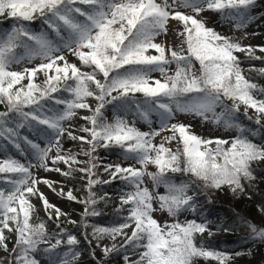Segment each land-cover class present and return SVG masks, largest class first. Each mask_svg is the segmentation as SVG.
Wrapping results in <instances>:
<instances>
[{"label": "snow or ice", "instance_id": "obj_1", "mask_svg": "<svg viewBox=\"0 0 264 264\" xmlns=\"http://www.w3.org/2000/svg\"><path fill=\"white\" fill-rule=\"evenodd\" d=\"M256 7L257 0H0V264H86L85 250L95 264L117 257L120 264H232L251 254L213 246L216 231L233 229L214 231L199 196L211 202L209 193L225 189L244 196L256 182L254 166L264 164V86L243 75L237 54L262 62L264 55L219 30L246 29ZM256 71L264 75V67ZM80 110L86 135L71 127ZM181 116L225 135H198ZM101 148L118 149L127 162L104 165L106 180L96 172ZM39 170L67 182L83 174L86 196ZM116 179L123 185L116 217L109 226L90 224L107 197L95 186ZM40 184L84 205L82 239L61 226V216L78 222ZM32 198L55 231L33 219ZM258 209L260 224L240 218L245 243L264 244V200Z\"/></svg>", "mask_w": 264, "mask_h": 264}, {"label": "rangeland", "instance_id": "obj_2", "mask_svg": "<svg viewBox=\"0 0 264 264\" xmlns=\"http://www.w3.org/2000/svg\"><path fill=\"white\" fill-rule=\"evenodd\" d=\"M253 15L255 17H257V19L253 20L251 23L248 24L246 29H241L239 31L232 29L231 31H229V28L227 26H225L224 28H220L219 30L222 32H225L229 35H233L235 37H238L241 39V43L243 45H251L253 47L257 48V55H264L261 54L258 51L259 47H264V34L262 36H259V33H264V18H261L262 16H264V0H257V7L255 9H253ZM244 33H247V35H244ZM257 36H259V40H257V44H253L252 42H250L249 40L252 39H256ZM241 57V60L243 61L241 64V68L243 70V75L245 77H249L250 74L254 73V69L252 68V64H250V61L247 60V58L243 55V54H237ZM69 59H73L72 57H69ZM257 68H261L264 67L263 63H257ZM154 77L159 78V73H154L153 74ZM262 79V86H264V75L261 76ZM251 111V110H250ZM86 114L84 110H80L78 115L76 117H74L71 127L74 131L75 134H79V135H86L83 133L79 132V128L81 126L85 125V121H83L82 119H80V117L82 115ZM105 115L111 119L112 117V109L110 106L107 107ZM129 119H131V117H129ZM180 120L184 121V122H191L193 125V131L198 134L201 135L205 138H214L216 136L219 135H225V133L223 132V129H217L214 125L210 124V123H201L198 119H191L186 118V117H179ZM245 123H247V121H245ZM138 127H141L142 130H147V125L141 123H138L137 125ZM157 140H159V138H157ZM64 147L66 149L71 148L73 151H76L77 148L74 145V142L70 141V140H65L64 141ZM98 154H99V166L98 169L96 170L97 172V177L100 180H106L109 179L108 173H106L104 171V165L107 164H114V163H123L127 164V162L123 161L122 157H120L119 155V150L118 149H112V150H105L103 148L98 149ZM2 155V154H0ZM78 159L84 160L86 159V157H84L83 155L79 156ZM50 166H51V162H49ZM259 170L256 171V182H254L256 191L255 193H258L259 191L264 192V164L262 165H257ZM60 167L62 169L66 170L65 165H60ZM79 167V166H77ZM154 170V169H152ZM37 175L43 179H48V180H52V181H57L59 182L57 184V187H63L65 191H67L68 189H71L68 185L67 182L65 181L64 177L57 172H45L43 170H39L37 172ZM83 174L81 173H77L74 175V177L78 180H81L84 182V188L86 189V185H87V180L86 179H81L80 177ZM38 187L41 189V191L45 194V196L48 198L49 202L52 204H55L57 207H59L61 209L62 212H65L68 214V216H70V218L72 220H76L79 224V221L81 220V213L84 210V205L77 203L75 201H69L67 200L66 197H60L58 195H56V193H54L49 187H47L44 184H40L38 185ZM123 185L121 183V181L119 179L113 180L110 184H108L107 186V202H110L112 204H114L112 207H109L107 209V213H113L114 210H116L117 207H119L120 201H119V195L121 192ZM149 187H150V183H149ZM161 191H163V189H161ZM74 195H76L78 197V199H82L81 195H78L76 192L73 193ZM244 198V196H240V197H236L234 198V196L231 194V192H229L227 189L223 190L221 193L218 194H214L212 196V204L217 205L219 207H229V208H233V203H234V199H236L237 201L242 200ZM233 201V203H232ZM247 201V200H246ZM203 198H201V195L199 196V205L202 209V213H203V217H206L211 224L214 227V231H215V226L217 225H223L222 222V217L220 212H218V208L216 209H212L209 210L207 209L204 205H203ZM32 203L36 205V208L40 209L42 214L44 216H47L43 206H42V202L41 201H37L35 198H32ZM207 215V216H206ZM62 220H64V222H66V217L65 216H61L60 217ZM93 218L94 217H89L88 218V222L91 224L93 222ZM157 218L159 219L160 216L159 214H157ZM191 218V217H189ZM261 221V213L258 212L255 216V223L260 224ZM54 226L51 228L50 231H53ZM206 235V234H205ZM248 235V233L246 232V230L244 231V233L241 236H238L239 243L237 245H235V247H224L220 250L223 251H229V252H233V251H242L247 253L249 249H251V254L250 255H243L240 257H236L235 260L232 262V264H264V244H252V243H245L244 242V238ZM228 236V232H224V231H219V238L224 239V237ZM14 240V237L12 238ZM107 242V241H106ZM87 246L83 243L81 244V248H86ZM4 253L2 251H0V258H3ZM96 258L102 259V253L100 252L99 249L96 250ZM81 260L85 261L86 264H95V261L92 260L89 251L85 250L82 252L81 255ZM110 264H116V259L111 261ZM198 264H206L205 261L200 260L198 261ZM211 264V263H210Z\"/></svg>", "mask_w": 264, "mask_h": 264}, {"label": "trees", "instance_id": "obj_3", "mask_svg": "<svg viewBox=\"0 0 264 264\" xmlns=\"http://www.w3.org/2000/svg\"><path fill=\"white\" fill-rule=\"evenodd\" d=\"M4 26L6 25H0V27H4ZM39 26H40L39 21L35 22L34 27L39 28ZM260 62L264 64V62L259 61V60L250 61V64H252V68L254 69V73L250 74V76L246 78L262 86V79H261L262 75L258 71H256V69H259L257 68V65H258L257 63H260ZM0 110H2V106H0ZM254 167H256V171L259 170L257 165H255ZM177 175L179 176V174ZM67 185L71 189H75L74 192H76L78 195H81L82 199L86 196L87 191L84 188L83 181L78 180L75 177H73L72 182H67ZM0 186H3L2 181H0ZM107 186L108 184H98L95 186L94 191H96L97 197L104 196L105 193L108 194ZM255 191H256V188L254 185L253 190L250 193L244 195V198L242 200L237 201L236 199H234L233 200L234 203L232 201L233 208H229L226 206L219 207L217 205H214L212 204V201L209 202L206 196L201 195V198H203V201H204L203 205L209 210L218 208V212H220L221 217H222L223 225L227 224L230 228L233 229L232 231L228 232V236L224 237V239L219 238L218 237L219 231H216V234L211 238V242L217 250H220L224 247H235V245H237L239 241H241L239 240L238 236H241L244 233L245 229L243 227H239L240 218H246L252 222L255 221V216L259 212L258 205L261 203L262 200H264V192L259 191L258 193H255ZM221 192L222 191H215V192L209 193V195L211 196V199H212V196L214 194H218ZM249 196L251 198H249ZM106 199L100 200L99 203L96 205L101 215L94 217L92 223L99 224L102 226H109L112 223L113 219L116 217V210H114L113 213L106 212L109 207H112L114 205L110 202H107ZM36 217H39V220L45 221L49 230H51L53 226H54L53 231L56 230L55 223L53 221L47 220V216H44L41 210L38 208H36V212L34 213L33 219L35 220ZM36 222H39V221L37 220ZM59 223L61 224L62 227L67 228L69 231L73 232V234L77 235L78 238L82 239L83 229L80 225L68 224L64 222V220H62L61 218H60ZM12 238L13 237L10 236L9 247L12 246V243H11V241L13 240ZM121 259H122L121 257H117L116 264H120ZM210 263L215 264L214 261Z\"/></svg>", "mask_w": 264, "mask_h": 264}, {"label": "bare ground", "instance_id": "obj_4", "mask_svg": "<svg viewBox=\"0 0 264 264\" xmlns=\"http://www.w3.org/2000/svg\"><path fill=\"white\" fill-rule=\"evenodd\" d=\"M264 33H259V36H262ZM259 36H257L256 39H252V40H249L250 42H252L254 45L257 44V40H259Z\"/></svg>", "mask_w": 264, "mask_h": 264}]
</instances>
